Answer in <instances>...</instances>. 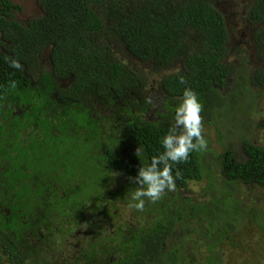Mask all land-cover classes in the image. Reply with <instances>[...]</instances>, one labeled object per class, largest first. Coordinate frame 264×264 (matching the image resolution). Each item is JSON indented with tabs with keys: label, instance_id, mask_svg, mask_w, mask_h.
Returning a JSON list of instances; mask_svg holds the SVG:
<instances>
[{
	"label": "trees",
	"instance_id": "16d2710c",
	"mask_svg": "<svg viewBox=\"0 0 264 264\" xmlns=\"http://www.w3.org/2000/svg\"><path fill=\"white\" fill-rule=\"evenodd\" d=\"M233 1L37 0L38 15L18 20L22 6L0 0V264H264V211L235 194L264 189V145L247 136L264 68L246 78L247 49L231 45L243 24L264 59V0ZM185 88L203 127L221 126L222 200L204 148L173 164L174 192L131 209L130 178L164 151ZM155 89L160 121L145 116ZM204 177L208 201L195 202L189 186ZM126 215L146 227L110 223ZM242 227L260 237L240 242Z\"/></svg>",
	"mask_w": 264,
	"mask_h": 264
},
{
	"label": "rangeland",
	"instance_id": "374dc122",
	"mask_svg": "<svg viewBox=\"0 0 264 264\" xmlns=\"http://www.w3.org/2000/svg\"><path fill=\"white\" fill-rule=\"evenodd\" d=\"M14 3L19 4L23 8L22 14H17L18 20H25L27 16H33V15H38V3L37 0H12ZM242 0H235L233 2H239ZM246 2H249V0H245ZM231 2V3H233ZM238 14L237 10H233L231 12V17H234L235 15ZM239 14H241L239 12ZM242 16V14H241ZM235 23V22H233ZM234 26H239V24L236 23ZM240 27L238 28V33L233 39L231 45L234 47H237L240 49V51H243L244 49H247L248 57L246 59V62H242V68L245 71V76L246 78L250 79V76L255 75L260 69L264 68V59L262 57L259 58L258 51L256 50V46L253 44L252 39L249 36L248 28L247 27ZM123 55V54H121ZM232 62L230 59V62L232 63L233 68L236 70L240 67L239 64V53H234ZM133 68H141L144 71H148L149 73L153 74L152 68H150L147 64H142L136 60L130 59ZM150 76V75H149ZM152 77V76H151ZM231 90V88H230ZM250 94H254L255 97L250 101V107L246 106L249 108L250 111L248 119H250L251 124L249 127V132H248V138L251 139L252 141L256 143H260L264 145V126H260V122L264 118V86L263 87H258V88H253L250 91ZM247 113V114H248ZM203 121V119H202ZM221 126H218L216 129V125H211V126H204L203 128V133L206 137L207 140V146L206 149H212L213 153H208L206 155L210 165H212V181L215 183L216 189H218L217 194L220 200H222V194L219 193V190L222 189L221 186L224 183V178L221 177V174L218 170V158L217 155L220 154L222 150V146L220 142L217 140V130ZM222 130L224 132H227L226 127H222ZM228 135L226 140L230 142V145L239 147V142L237 141L238 138L236 136H232L231 133L226 134ZM234 138V139H233ZM208 178V177H207ZM204 177L202 182L199 183H194L189 186V189L191 191L194 197V201H202L207 202L208 198L206 193L202 192L203 187L206 186L207 179ZM250 189H247V186H241V185H236V196H239L242 198L243 202L246 204V206H254V205H261L259 209L261 211H264V189H257L256 187H250ZM263 190V191H262ZM174 192V191H173ZM148 218L147 216H145ZM111 218L110 223L114 222L119 224L120 227H126L128 229L127 233L131 234L133 230H137L139 228H144L146 227V222L147 220L145 218H141L139 221L135 220L133 216L126 215L123 218V222L114 216H110ZM208 217H204V222H207ZM150 219V218H148ZM244 225H250L248 220L244 218L243 220ZM241 240L240 242H243L244 244H247L250 242V240H256L258 237H260L259 231L255 229H249L247 227H242L241 228ZM200 256H197L195 258L199 259ZM248 257V255L244 256ZM226 264H247L246 261H238V258L236 255H226Z\"/></svg>",
	"mask_w": 264,
	"mask_h": 264
},
{
	"label": "clouds",
	"instance_id": "9594fccd",
	"mask_svg": "<svg viewBox=\"0 0 264 264\" xmlns=\"http://www.w3.org/2000/svg\"><path fill=\"white\" fill-rule=\"evenodd\" d=\"M180 82L184 83L183 77ZM202 110L203 105L198 99V94L190 88H185L183 100L175 109V122L161 139L164 151L152 156L150 163L140 167L137 174L130 178L137 187L131 192L129 208L142 212L146 202L155 203L166 192L175 190V181L180 174H173V164L187 161L191 152L207 146V140L202 134ZM141 153L142 147H139L136 155Z\"/></svg>",
	"mask_w": 264,
	"mask_h": 264
},
{
	"label": "flooded vegetation",
	"instance_id": "af4514ba",
	"mask_svg": "<svg viewBox=\"0 0 264 264\" xmlns=\"http://www.w3.org/2000/svg\"><path fill=\"white\" fill-rule=\"evenodd\" d=\"M153 70V74H155V70L154 69H152ZM146 73V75H150V76H152L153 74H151V73H149L148 71L147 72H145ZM149 76V77H150ZM154 76H158V75H154ZM151 78V77H150ZM152 85H153V80H152ZM158 94H160V91L159 90H157V89H155L154 90V93L152 94V95H149V97L151 98V100H153V103H151V106H150V108H147V110H146V112H145V116L146 117H148V119L149 120H151V121H160L161 120V116L160 115H158V114H156V113H158L160 110H161V112H165V114L167 113V111L165 110V106L163 107V105L162 104H160L159 103V101L158 100H155L156 98H157V95ZM161 95V94H160ZM163 95V94H162ZM154 96H155V98H154ZM162 105V106H161ZM177 105L178 104H175V107H177ZM163 107V108H162ZM102 110L104 109V107H100ZM174 113H175V109H174ZM165 114H164V117H165ZM16 242H17V240H15Z\"/></svg>",
	"mask_w": 264,
	"mask_h": 264
}]
</instances>
